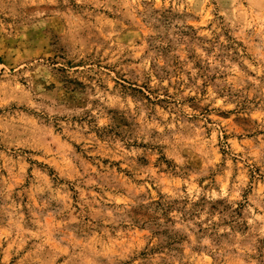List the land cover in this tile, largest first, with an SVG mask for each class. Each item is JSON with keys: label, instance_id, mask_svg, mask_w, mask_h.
<instances>
[{"label": "rangeland", "instance_id": "rangeland-1", "mask_svg": "<svg viewBox=\"0 0 264 264\" xmlns=\"http://www.w3.org/2000/svg\"><path fill=\"white\" fill-rule=\"evenodd\" d=\"M0 264H264V0H0Z\"/></svg>", "mask_w": 264, "mask_h": 264}, {"label": "clouds", "instance_id": "clouds-1", "mask_svg": "<svg viewBox=\"0 0 264 264\" xmlns=\"http://www.w3.org/2000/svg\"><path fill=\"white\" fill-rule=\"evenodd\" d=\"M162 131V130H161ZM205 243H207V241H205Z\"/></svg>", "mask_w": 264, "mask_h": 264}]
</instances>
